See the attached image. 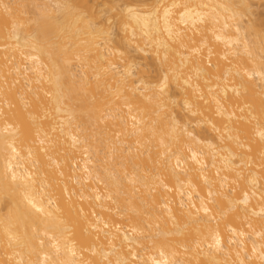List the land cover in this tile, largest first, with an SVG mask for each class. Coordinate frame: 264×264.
<instances>
[{"label":"bare ground","instance_id":"bare-ground-1","mask_svg":"<svg viewBox=\"0 0 264 264\" xmlns=\"http://www.w3.org/2000/svg\"><path fill=\"white\" fill-rule=\"evenodd\" d=\"M118 1L0 0V264H264V0Z\"/></svg>","mask_w":264,"mask_h":264},{"label":"rangeland","instance_id":"rangeland-1","mask_svg":"<svg viewBox=\"0 0 264 264\" xmlns=\"http://www.w3.org/2000/svg\"><path fill=\"white\" fill-rule=\"evenodd\" d=\"M39 1H40V0H39ZM114 1H118V0H114ZM120 1H122V0H120ZM136 1H137V2H135V3H136V4H139V5H144V4H147V3H148V0H136ZM118 2H119V1H118ZM122 2H123V1H122ZM122 2H119V3H120V6L123 5ZM49 3H50V2H49ZM108 6H109V5H108ZM108 6L105 8V10H107V9L110 8V7H108ZM107 16H108V15L105 16V14H104L102 19H104V18L107 17ZM116 31H117V29L114 28V29H113V32H116Z\"/></svg>","mask_w":264,"mask_h":264}]
</instances>
